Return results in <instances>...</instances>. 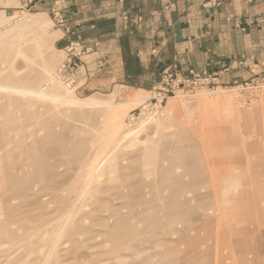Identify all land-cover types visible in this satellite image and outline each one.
I'll list each match as a JSON object with an SVG mask.
<instances>
[{"label": "rangeland", "instance_id": "1", "mask_svg": "<svg viewBox=\"0 0 264 264\" xmlns=\"http://www.w3.org/2000/svg\"><path fill=\"white\" fill-rule=\"evenodd\" d=\"M38 2L0 11V84L25 80L0 86V264H264V70L168 66L161 105L164 70L153 93L89 95L92 50L58 45L64 17Z\"/></svg>", "mask_w": 264, "mask_h": 264}, {"label": "crops", "instance_id": "2", "mask_svg": "<svg viewBox=\"0 0 264 264\" xmlns=\"http://www.w3.org/2000/svg\"><path fill=\"white\" fill-rule=\"evenodd\" d=\"M207 1L39 0L36 8L63 15L58 45L78 41L92 50L81 92L133 97L153 93L168 66L192 77L232 65L220 72L222 85L264 70V0H222L219 7H205ZM19 4L0 0V11ZM239 21L244 29L235 27ZM239 60L246 65L238 66Z\"/></svg>", "mask_w": 264, "mask_h": 264}, {"label": "bare ground", "instance_id": "3", "mask_svg": "<svg viewBox=\"0 0 264 264\" xmlns=\"http://www.w3.org/2000/svg\"><path fill=\"white\" fill-rule=\"evenodd\" d=\"M38 21V19H36V18H31V19H29V20H27L26 22H24L23 24H22V26H27V25H32L31 23H34V22H37ZM6 36H4V38H5ZM1 38V37H0ZM0 40H3V39H0ZM5 41H10L9 39H5ZM10 45V44H9ZM6 46V47H8V50L11 48L10 46ZM10 47V48H9ZM31 50V49H30ZM7 80H9L12 84H6V85H4V84H0V86L1 87H7V88H11V89H14V90H23V88H21V87H19L20 86V83H22L23 81H25L24 80V78H17V77H8L7 78ZM35 80H37V79H35ZM34 80V81H35ZM34 81H33V83H31V85H34ZM57 87V86H56ZM59 87V86H58ZM27 89V88H26ZM25 90V89H24ZM27 90H29V91H36V94L37 95H41L42 97L44 96V97H51V96H55V98H63V99H65V97L67 96V95H62V94H59V93H54V92H50V91H47V92H40L39 90H38V87L37 88H29V89H27ZM85 101V103H87V104H90V105H94V106H99V105H102L103 103H105L104 101H102V100H94V99H86V100H84ZM81 102L79 101V100H76V101H74V105L75 104H80Z\"/></svg>", "mask_w": 264, "mask_h": 264}, {"label": "built area", "instance_id": "4", "mask_svg": "<svg viewBox=\"0 0 264 264\" xmlns=\"http://www.w3.org/2000/svg\"><path fill=\"white\" fill-rule=\"evenodd\" d=\"M80 54V53H79ZM176 75L177 77H175ZM192 79L198 80L199 77L192 76ZM177 74L172 73L169 69H166L163 71V81L161 82L160 86L154 90V96L152 97L155 105H161L164 99L167 98L168 92H172L171 88H173L175 85H177V81L181 82V79ZM183 83V81H182ZM156 101V102H155Z\"/></svg>", "mask_w": 264, "mask_h": 264}]
</instances>
